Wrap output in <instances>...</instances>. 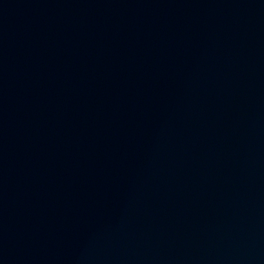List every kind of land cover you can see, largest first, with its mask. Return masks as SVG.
<instances>
[{"label": "water", "instance_id": "water-1", "mask_svg": "<svg viewBox=\"0 0 264 264\" xmlns=\"http://www.w3.org/2000/svg\"><path fill=\"white\" fill-rule=\"evenodd\" d=\"M0 175L264 246V0H0Z\"/></svg>", "mask_w": 264, "mask_h": 264}]
</instances>
